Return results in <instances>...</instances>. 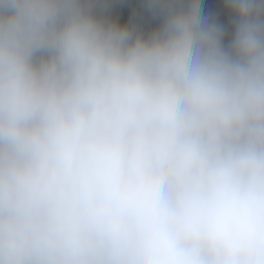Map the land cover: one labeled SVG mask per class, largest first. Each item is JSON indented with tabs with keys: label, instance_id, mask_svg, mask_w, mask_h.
I'll return each mask as SVG.
<instances>
[{
	"label": "clouds",
	"instance_id": "clouds-1",
	"mask_svg": "<svg viewBox=\"0 0 264 264\" xmlns=\"http://www.w3.org/2000/svg\"><path fill=\"white\" fill-rule=\"evenodd\" d=\"M0 264H264V0H0Z\"/></svg>",
	"mask_w": 264,
	"mask_h": 264
},
{
	"label": "trees",
	"instance_id": "trees-1",
	"mask_svg": "<svg viewBox=\"0 0 264 264\" xmlns=\"http://www.w3.org/2000/svg\"><path fill=\"white\" fill-rule=\"evenodd\" d=\"M134 3L143 6L147 3V0H133Z\"/></svg>",
	"mask_w": 264,
	"mask_h": 264
}]
</instances>
